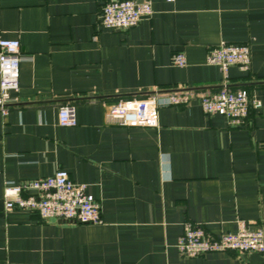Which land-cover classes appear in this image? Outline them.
Returning <instances> with one entry per match:
<instances>
[{
    "label": "crops",
    "instance_id": "0c3cea01",
    "mask_svg": "<svg viewBox=\"0 0 264 264\" xmlns=\"http://www.w3.org/2000/svg\"><path fill=\"white\" fill-rule=\"evenodd\" d=\"M110 1L0 0V38L22 52L20 90L0 112V264H264L259 253L186 258L176 247L186 221L213 237L242 221L264 229V0H134L153 13L128 30L103 26ZM224 42L250 46V71L207 64ZM178 52L185 67L172 65ZM224 86L262 102L240 127L198 99L161 107L158 128L107 118L121 99ZM65 103L75 127L59 124ZM58 170L88 185L103 224L5 210L7 185Z\"/></svg>",
    "mask_w": 264,
    "mask_h": 264
},
{
    "label": "built area",
    "instance_id": "2783aa9c",
    "mask_svg": "<svg viewBox=\"0 0 264 264\" xmlns=\"http://www.w3.org/2000/svg\"><path fill=\"white\" fill-rule=\"evenodd\" d=\"M166 1L172 3L176 0ZM152 13L149 1L112 0L104 5L101 19L106 28L128 30ZM21 59L20 41L0 38V112L3 115L11 109V93L20 90ZM171 62L174 66L185 67L187 58L184 53L178 52L172 56ZM206 62L219 66L226 77L234 66L248 72L252 64L251 49L248 44L224 42L208 52ZM162 96L154 93L142 98L121 99L110 107L107 118L129 128H158L161 107L186 105L198 99L206 114L224 116L231 126L240 127L245 124L252 109L262 106V102L251 98L247 90H232L226 86L213 94L182 89L168 93L164 99ZM58 120L61 126L75 127V106L70 103L60 106ZM4 197L7 212L27 210L36 213L44 222L54 220L83 225L103 224L101 203L88 193V185L74 182L65 170H58L51 177L23 185L9 184ZM176 247L186 258L227 251L264 254V229L251 230L242 221L236 233L213 237L201 225L186 221Z\"/></svg>",
    "mask_w": 264,
    "mask_h": 264
},
{
    "label": "trees",
    "instance_id": "16d2710c",
    "mask_svg": "<svg viewBox=\"0 0 264 264\" xmlns=\"http://www.w3.org/2000/svg\"><path fill=\"white\" fill-rule=\"evenodd\" d=\"M66 104V103H65ZM70 104H73V103H70Z\"/></svg>",
    "mask_w": 264,
    "mask_h": 264
},
{
    "label": "water",
    "instance_id": "95a60500",
    "mask_svg": "<svg viewBox=\"0 0 264 264\" xmlns=\"http://www.w3.org/2000/svg\"><path fill=\"white\" fill-rule=\"evenodd\" d=\"M60 222H64V221H60Z\"/></svg>",
    "mask_w": 264,
    "mask_h": 264
}]
</instances>
